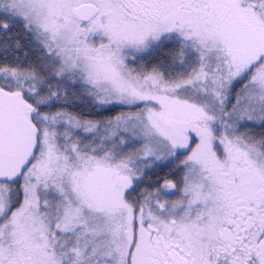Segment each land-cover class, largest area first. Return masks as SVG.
Returning <instances> with one entry per match:
<instances>
[{
    "label": "snow or ice",
    "instance_id": "obj_1",
    "mask_svg": "<svg viewBox=\"0 0 264 264\" xmlns=\"http://www.w3.org/2000/svg\"><path fill=\"white\" fill-rule=\"evenodd\" d=\"M0 50V264H264V0H0Z\"/></svg>",
    "mask_w": 264,
    "mask_h": 264
},
{
    "label": "rangeland",
    "instance_id": "obj_2",
    "mask_svg": "<svg viewBox=\"0 0 264 264\" xmlns=\"http://www.w3.org/2000/svg\"><path fill=\"white\" fill-rule=\"evenodd\" d=\"M11 36L12 39L14 40H19V42L24 46L20 51L12 54V56H19L20 59L22 61L25 60V56L24 53L27 52L28 56H27V60L26 62H30V63H35L36 62V53L34 51H31L30 49L32 48V45L29 42V38L24 34V32L19 29V28H14L11 30ZM3 51L0 50V63H3ZM161 57V59H159ZM171 57L169 56L167 50L161 51V52H154L150 55H145L143 58V62L145 64H148L149 66H151L154 63H158L161 60H164L166 63L168 62V60H170ZM10 62V61H9ZM139 64V61H137V65ZM177 71H180V69H177ZM53 85H55V81H53ZM74 93V94H73ZM63 104L68 105V106H73V107H77V109H81L85 112H90V113H94L96 114L97 112V108L96 106H94L93 102L91 101V99H89L87 97V95L81 94V91L79 89H73L70 92V98L68 100L67 103H65L63 100H61ZM119 112L120 111H126L127 109H121L118 108ZM67 111V110H65ZM68 113L75 115L69 111H67ZM77 116V115H75ZM78 117V116H77ZM251 130L253 131V133L259 135L261 132H264V127H262L259 122H256L253 125H250ZM85 142H89V141H85ZM136 147H139V145H136ZM129 150H134V149H129ZM167 163V162H164ZM160 169L162 167H156L153 166L152 169H145L144 171H153V169ZM179 176V174H178ZM176 179V178H175ZM23 181L21 180L20 183H22ZM176 198V197H173Z\"/></svg>",
    "mask_w": 264,
    "mask_h": 264
},
{
    "label": "trees",
    "instance_id": "obj_3",
    "mask_svg": "<svg viewBox=\"0 0 264 264\" xmlns=\"http://www.w3.org/2000/svg\"><path fill=\"white\" fill-rule=\"evenodd\" d=\"M161 59V57L159 58ZM236 90H239L242 87V84H237L236 86ZM59 110H67L75 115H77L78 117L82 118V119H90V120H100L103 119L107 116H113L115 115L117 112H119L118 108L113 109L112 111H96L97 113H90V112H85L81 109H77V107H73V106H68L62 103V101H57L55 103V105L53 106V108L51 109V111L55 112V111H59ZM175 170V165H169L167 167H162L160 169H153V171H145V175L142 177V181L143 183L140 184V188L139 190H143L145 188H151L155 185L156 181L165 177V176H169V178H177L178 177V172L176 174V176H170V173H172Z\"/></svg>",
    "mask_w": 264,
    "mask_h": 264
}]
</instances>
